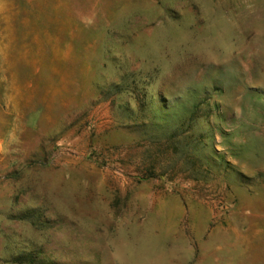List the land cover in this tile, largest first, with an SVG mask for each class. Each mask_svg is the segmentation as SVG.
<instances>
[{
	"label": "rangeland",
	"instance_id": "rangeland-1",
	"mask_svg": "<svg viewBox=\"0 0 264 264\" xmlns=\"http://www.w3.org/2000/svg\"><path fill=\"white\" fill-rule=\"evenodd\" d=\"M0 264H264V0H0Z\"/></svg>",
	"mask_w": 264,
	"mask_h": 264
}]
</instances>
